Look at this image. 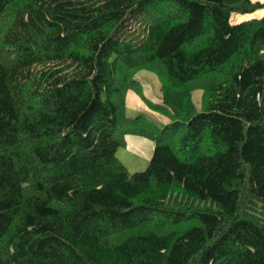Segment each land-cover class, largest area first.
Wrapping results in <instances>:
<instances>
[{
	"label": "trees",
	"instance_id": "1",
	"mask_svg": "<svg viewBox=\"0 0 264 264\" xmlns=\"http://www.w3.org/2000/svg\"><path fill=\"white\" fill-rule=\"evenodd\" d=\"M259 11L0 0V264H264V16L232 20ZM129 136L155 143L145 171Z\"/></svg>",
	"mask_w": 264,
	"mask_h": 264
},
{
	"label": "rangeland",
	"instance_id": "2",
	"mask_svg": "<svg viewBox=\"0 0 264 264\" xmlns=\"http://www.w3.org/2000/svg\"><path fill=\"white\" fill-rule=\"evenodd\" d=\"M264 2V0H261ZM264 16V11L257 12L254 15H233L232 20L234 22H241L242 20H248L254 17ZM137 79L143 86V93L146 97L151 99L153 102L162 100L161 93V81L158 76L152 72L142 70L138 73ZM203 92L197 90L193 93V100L199 111L202 110ZM127 116L136 117L139 115H145L151 120L158 122L159 124H167L170 119L163 116L162 114L153 111L147 102L142 99L135 92H129L127 96ZM161 122V123H160ZM155 148V143L149 139L129 136L127 137L126 146L121 147L117 152V158L121 163L128 169L130 173L145 171L148 167L152 158Z\"/></svg>",
	"mask_w": 264,
	"mask_h": 264
},
{
	"label": "crops",
	"instance_id": "3",
	"mask_svg": "<svg viewBox=\"0 0 264 264\" xmlns=\"http://www.w3.org/2000/svg\"><path fill=\"white\" fill-rule=\"evenodd\" d=\"M260 12V11H259ZM260 17H262V16H260Z\"/></svg>",
	"mask_w": 264,
	"mask_h": 264
}]
</instances>
